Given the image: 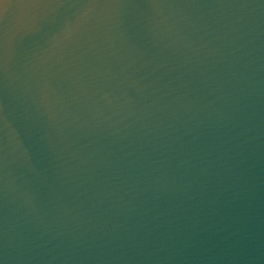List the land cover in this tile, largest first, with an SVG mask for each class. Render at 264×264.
<instances>
[{
    "label": "water",
    "instance_id": "95a60500",
    "mask_svg": "<svg viewBox=\"0 0 264 264\" xmlns=\"http://www.w3.org/2000/svg\"><path fill=\"white\" fill-rule=\"evenodd\" d=\"M0 264H264V0H0Z\"/></svg>",
    "mask_w": 264,
    "mask_h": 264
}]
</instances>
